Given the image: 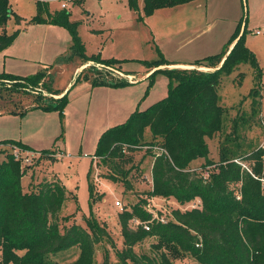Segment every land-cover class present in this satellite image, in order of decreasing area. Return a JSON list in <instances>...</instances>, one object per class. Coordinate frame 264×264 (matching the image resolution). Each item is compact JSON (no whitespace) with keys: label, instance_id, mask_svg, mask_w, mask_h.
Listing matches in <instances>:
<instances>
[{"label":"rangeland","instance_id":"obj_1","mask_svg":"<svg viewBox=\"0 0 264 264\" xmlns=\"http://www.w3.org/2000/svg\"><path fill=\"white\" fill-rule=\"evenodd\" d=\"M37 1L10 0L12 11L23 17L25 22L20 26L12 16L7 33L20 30L15 49L32 57L28 61L13 59L11 63L14 62L16 71L13 75L36 77L41 73H52L53 87L63 91L86 64L76 57L62 65L57 64L60 58L70 56L72 35L66 27L30 23L38 14ZM41 1L48 3L50 14L64 10L70 14L71 22H79L78 33L86 56L119 61L121 71L136 76L142 82L125 87H93L91 79L86 80L83 76L68 94L62 115L58 111L30 110L36 105L32 94L2 92L0 142L17 141L35 152L25 151L13 144H0V150L6 151L0 154V163L8 153L14 150L19 152L22 171L26 170L22 178L24 192H29L33 185L44 181L60 180L72 193L60 214L62 219L69 218V222L62 225L76 223L85 227V219L95 217L107 227L111 238L110 242L96 247L95 263L122 264L120 254L126 251L127 246L120 225L121 213L138 206L151 216L147 222L133 220L130 228L136 230L139 225L151 223L154 219L172 221L174 211L191 210L194 203L201 207V201L180 205L174 199L164 200L148 193L153 187V155L160 152L158 148L143 147L134 152L126 151L123 153L125 158L120 162L127 173L126 181L120 176L117 182L107 179L106 174L114 175L109 167L111 165L105 164L101 158H92L96 155L100 138L106 131L129 119L131 113L128 117V114L121 117L116 115L121 104L131 102L135 107L133 112L145 111L168 97V76L158 73L153 78L145 79L151 71L147 63H153L163 55L170 64H194L197 61L191 60L190 52L207 44L209 48L215 44L224 45L239 26L246 23L244 43L255 55L263 74L262 87L258 89L260 95H251L257 87V73L250 64H242L231 75L222 78L218 89L219 105L229 112L222 131L207 139L210 148L208 159L213 165L203 170L204 176L209 177L210 173L215 172L224 147L238 156L264 150V0H198L157 10L150 17H145L143 0L138 1L137 11L130 8L129 0ZM63 3L66 9H62ZM41 17L47 18V13L41 14ZM257 31H260L259 35ZM0 71L1 74L6 73ZM94 72L86 69L84 74L94 78ZM22 111L26 113L22 115ZM152 140L151 132L147 130L145 141ZM61 150L70 157H63ZM48 151H52V154L44 156L43 152ZM27 159L29 162H26ZM206 161L200 159L195 165L196 169L204 166ZM235 161L250 171L252 163ZM91 170L95 186L93 201L90 199L88 178ZM232 188L237 191L239 185ZM117 201L122 203L123 212L115 205ZM153 244H157V240L148 238L133 249L138 255L153 256L157 253ZM79 253L78 249L60 253L54 259V264L73 262ZM174 263L198 264L190 256L178 258Z\"/></svg>","mask_w":264,"mask_h":264},{"label":"trees","instance_id":"obj_2","mask_svg":"<svg viewBox=\"0 0 264 264\" xmlns=\"http://www.w3.org/2000/svg\"><path fill=\"white\" fill-rule=\"evenodd\" d=\"M139 0H129L131 9L139 10ZM198 0H143L145 17L157 10L175 8ZM48 3L37 1L38 14L30 23L52 24L66 27L72 35L70 56L62 57L57 64L67 63L73 57L80 58L95 74L85 76L93 87H125L131 85L120 79L110 69L121 71L119 61L102 60L100 56H86L85 46L78 33L79 22H71L70 14L64 10L50 14ZM47 13V18L41 14ZM15 16L18 25L25 21L12 11L10 0H0V54L8 49L20 35V30L7 33L10 18ZM242 24L232 35L220 54L197 61V67L217 69L230 46L240 36ZM243 36L227 57L224 65L214 72L162 70L169 79V95L145 111L134 112L126 123L106 131L98 142L96 159H103L114 175L107 179L117 182L118 176L126 181L127 173L121 161L126 151L134 152L143 147L158 148L152 167L153 187L148 193L164 200L174 199L180 205L197 200L200 208L173 212V220L161 223L153 220L150 231L143 225L136 230L130 223L139 219L147 222L151 216L138 206L120 214L122 235L127 249L120 254L122 264H175L174 260L190 256L198 264H264V150L259 149L245 156H238L224 147L215 172L204 176L207 167L213 165L208 157L210 148L207 139L213 138L223 129L229 110L219 105L218 89L224 76L231 75L242 64H250L257 73V87L251 95H260L262 71L255 55L245 46ZM148 69L170 64L163 55L147 63ZM110 68V69H109ZM124 73V72H123ZM241 76V74H240ZM34 95L35 106L46 112L58 111L62 115L67 106V96L55 100L47 95H60L53 87L52 73H41L36 77H21L9 73L0 74L2 92ZM259 97V96H258ZM255 103L253 109L255 110ZM26 112L22 111L24 115ZM151 132L152 141H145L146 131ZM228 140H230L228 138ZM1 145H17L25 151L29 146L17 141L0 142ZM6 153L0 150V154ZM52 151L43 152L48 157ZM204 159L206 164L199 169L192 163ZM94 160V159H93ZM235 160L252 163L250 171ZM21 161L8 153L0 163V264H54V259L65 251L78 249V258L66 264H96V247L111 241L106 226L95 217L86 218V226L69 222L60 217L70 193L60 180H47L33 185L24 192ZM90 199L93 201L95 186L92 170L88 174ZM239 185V188H232ZM129 186V185H128ZM76 196H74L75 198ZM92 207V205H91ZM64 228V229H63ZM148 238L157 240L153 244L156 255H138L134 247Z\"/></svg>","mask_w":264,"mask_h":264},{"label":"crops","instance_id":"obj_3","mask_svg":"<svg viewBox=\"0 0 264 264\" xmlns=\"http://www.w3.org/2000/svg\"><path fill=\"white\" fill-rule=\"evenodd\" d=\"M21 17V16H20ZM23 18V17H22ZM24 19V18H23ZM25 21L22 22V24L24 23ZM47 25V24H45ZM21 26V25H20ZM44 27H47V26H44ZM232 36V35H231ZM18 39V38H17ZM17 39L16 41L13 43L12 46H10L8 49H6L4 52H2L0 54V66H2V69L0 70H3V72H6V73H9V74H13L14 72H16L14 70V66H13V63H11V61H13V59H19V60H25V61H28V60H32V57L29 56L28 54L26 53H23L21 52L20 50L18 49H15V45L17 43ZM229 40H230V37H229ZM229 40L226 41V43L224 45H221V46H217V44H215L213 47L209 48V45H204L203 47H200V49H197L196 51L194 52H190L191 53V60H194V61H198L199 59H204L206 58L207 56H210L209 54H220L224 47L226 46V44L229 42ZM220 48V49H219ZM219 49V50H218ZM218 50V51H216ZM211 52H215V53H211ZM10 64H9V62ZM193 61V62H194ZM177 63H182V62H177ZM195 64V63H194ZM177 65H192L191 63L190 64H187V63H184V64H177ZM1 68V67H0ZM148 70V69H147ZM149 71V70H148ZM147 71V72H148ZM1 72V71H0ZM1 74V73H0ZM75 76V75H74ZM146 77V76H145ZM74 80V79H73ZM142 81H140L139 83H141ZM137 83V84H139ZM137 84H134V85H137ZM65 90L63 91H60V92H64ZM135 109V107L133 105H131V102L130 103H124V104H121L118 108H117V112H116V115L118 117H121L125 116V114H128L126 115L127 117L134 113L133 110ZM148 109V108H147ZM130 115V116H131ZM23 144V143H22ZM28 146V145H27ZM33 150V149H32ZM61 154L63 155V157H67L69 155L66 154L65 151L61 150L60 151ZM70 157V156H69ZM93 159L96 160V158H94V156H92ZM196 163H199V160L198 161H195L193 164H192V167H195Z\"/></svg>","mask_w":264,"mask_h":264},{"label":"water","instance_id":"obj_4","mask_svg":"<svg viewBox=\"0 0 264 264\" xmlns=\"http://www.w3.org/2000/svg\"><path fill=\"white\" fill-rule=\"evenodd\" d=\"M245 28H246V23L243 24L242 26V30H241V34L240 36L235 40V42L230 46L229 48V51L227 53V55L225 56V58L223 59L221 65L217 68V69H211V68H206V67H197L195 65H166V66H159L157 68H154L153 70H151L145 77V79H149L153 74H155L156 72L158 71H162V70H171V71H175V70H182V71H199V72H205V73H208V72H214V71H217L219 70L225 63L227 57L230 55V53L232 52V50L234 49L235 45L238 43V41L241 39V37L243 36L244 34V31H245ZM93 63L92 62H89L88 64L82 66L80 68V70L77 72V74L75 75L74 77V80L73 82L69 85V87L64 91L62 92L60 95H45L47 97H52L53 99L55 100H60L62 98H64L65 96H67L70 91L74 88V86L76 85V82H77V78L82 74V72L87 69L88 67L92 66ZM110 69V68H109ZM112 72H114V75H116L118 78L120 79H125L128 83H130L131 85H134V84H137L140 82V80L137 79L136 76L134 75H131V74H125L123 72H120V71H116V70H113V69H110Z\"/></svg>","mask_w":264,"mask_h":264},{"label":"built area","instance_id":"obj_5","mask_svg":"<svg viewBox=\"0 0 264 264\" xmlns=\"http://www.w3.org/2000/svg\"><path fill=\"white\" fill-rule=\"evenodd\" d=\"M62 1H63V0H62ZM62 9H66V4H65V3L62 4ZM257 34L259 35V34H260V31H257ZM0 147H2V146L0 145ZM12 154H13V156L15 157V159H16L17 161H21V162H22L21 155L19 154L18 151L14 150V151L12 152ZM26 162H29V160L27 159ZM199 204H201V202H200ZM115 205H116L117 207H119V208L121 209L122 212L124 211V207L122 206V203H121V202L117 201V202L115 203ZM192 208H193V209H194V208H200V206H199L198 204H195V203H194V205H193ZM154 220H156V219H154ZM157 221H159V222H161V223H166L165 220H157ZM141 225H143V227L145 228L146 231H150V229H151L150 223H145V224H141Z\"/></svg>","mask_w":264,"mask_h":264}]
</instances>
